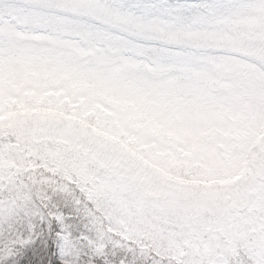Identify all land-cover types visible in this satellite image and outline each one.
Segmentation results:
<instances>
[{
	"label": "rangeland",
	"instance_id": "obj_1",
	"mask_svg": "<svg viewBox=\"0 0 264 264\" xmlns=\"http://www.w3.org/2000/svg\"><path fill=\"white\" fill-rule=\"evenodd\" d=\"M45 237L53 264H264V0H0V264Z\"/></svg>",
	"mask_w": 264,
	"mask_h": 264
},
{
	"label": "trees",
	"instance_id": "obj_2",
	"mask_svg": "<svg viewBox=\"0 0 264 264\" xmlns=\"http://www.w3.org/2000/svg\"><path fill=\"white\" fill-rule=\"evenodd\" d=\"M90 80V79H89ZM5 140V139H3ZM34 171H30L28 173H26L25 177H24V182H25V186L27 185H35V186H38V184H43V188H44V180H42L41 182H37L34 180ZM17 182L20 184L21 183V180L19 178L16 179ZM74 199H80V202L82 205H84L83 207H86V208H90L92 209L91 205L89 203H87V201H85L81 196L80 194L78 193L77 194V198H74ZM70 208V207H69ZM74 211V210H72ZM71 212V210H70ZM77 217L79 218H82L84 217V215L81 214V212H77ZM49 239V238H48ZM47 239V242L49 243V240ZM112 246H116V243H112L111 241L109 242L108 244V247H112ZM46 247H47V250H45L44 254H43V257L40 259V260H34L33 262L29 263V264H53L51 259H50V252H49V249H50V246H48L46 244ZM47 251V252H46ZM117 253V252H116ZM109 258V257H108ZM110 261H112L113 263H116L118 261L117 258H109ZM159 258H156V260H158ZM149 261V260H148ZM169 261V260H168ZM166 262V264H173L172 261H169V262Z\"/></svg>",
	"mask_w": 264,
	"mask_h": 264
}]
</instances>
